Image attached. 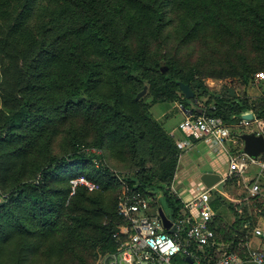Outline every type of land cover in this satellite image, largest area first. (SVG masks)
Instances as JSON below:
<instances>
[{"label": "trees", "instance_id": "1", "mask_svg": "<svg viewBox=\"0 0 264 264\" xmlns=\"http://www.w3.org/2000/svg\"><path fill=\"white\" fill-rule=\"evenodd\" d=\"M35 1L0 0V57L10 67L0 75V187L8 185L0 204V264H34L38 254L43 264H92L97 253L114 250L112 234L123 224L116 196L109 201L106 193L114 179L144 194L160 192L167 212L182 207L167 189L180 149L152 116L153 104L178 101L225 124L261 119L264 132L263 91L256 100L215 91L198 106L194 76L201 69L180 55L183 46L206 47L218 35L235 59L214 63L208 75L236 76L248 86L256 70L264 71V0H45L33 7ZM13 2L20 9L8 11ZM33 13L30 30L20 29L19 18ZM178 81L194 96L184 97ZM75 116L83 123L70 130L69 153L50 152L58 128ZM104 146L131 162L132 172L111 170L96 152ZM80 176L98 188L73 185ZM212 195L215 210L219 195ZM231 208L230 225L212 216L214 243L194 247L207 264L221 255L220 246L246 257L251 227L244 225L252 215L246 206Z\"/></svg>", "mask_w": 264, "mask_h": 264}, {"label": "built area", "instance_id": "2", "mask_svg": "<svg viewBox=\"0 0 264 264\" xmlns=\"http://www.w3.org/2000/svg\"><path fill=\"white\" fill-rule=\"evenodd\" d=\"M253 79L254 83L264 81V71H256ZM247 122L239 120L234 124H225L219 117L186 111L179 127L197 138L212 142L220 151L227 153L229 178L243 176L251 165H256L258 170L248 181L250 194L256 195L261 189L258 180L264 177V151L252 157L243 150V131L240 127ZM253 132L264 136V132L259 129ZM71 182L73 185L83 184L89 190L95 187L94 183L83 176ZM168 192L179 199L170 189ZM158 194L161 193L144 194L135 187L125 185L116 206L123 224L112 234L115 248L100 255L92 264H207L201 260L194 247L214 243L215 233L210 226L213 211L208 189L185 203L184 207L189 213L186 216L180 215V207L176 211H165L158 200ZM159 208L170 221L171 232L164 227ZM253 234L264 239V227H254ZM244 261L264 264V250L247 247L245 259H241L235 252H224L213 264H244Z\"/></svg>", "mask_w": 264, "mask_h": 264}, {"label": "rangeland", "instance_id": "3", "mask_svg": "<svg viewBox=\"0 0 264 264\" xmlns=\"http://www.w3.org/2000/svg\"><path fill=\"white\" fill-rule=\"evenodd\" d=\"M44 3H45V0H36L32 4V6L33 7L41 6ZM20 7H21V3L13 2L8 7V11H17L20 9ZM36 19L37 18L35 16V13H33V14H30L28 17L27 15H25L19 18L17 23L20 29L30 30V27L34 25V23L36 22ZM19 32L20 30H18L17 34L15 35L17 46H21V39L19 38V35H18ZM227 53L229 54V56H227ZM180 55L183 58H188L189 60L198 63L201 69L194 76L195 79H197V81L194 82V85H195L194 91L196 94V100L194 102L198 106H204L205 101L208 98V96L212 92H215V91L220 92L222 95L230 96L231 98H234V99H239L241 97H244L245 93H248L247 96L251 97V99H254V100L257 99L258 94L260 92L263 91L264 93V84L254 83L253 78L251 79L248 86H244L237 79L236 76L225 75L222 78H217V77L208 75V73L215 66L214 63L223 62V63L228 64L229 59H235V56L230 54L229 49L227 48V43H225V41H221L218 35L214 37L213 39H211V41H209L208 43L206 42V47L202 44H199L198 42L194 43L193 46H187V45L183 46L180 50ZM4 69H6L7 72L10 71V67H9L7 60L0 57V75L3 74ZM256 71H262V70L259 69ZM144 94H142L141 96H143ZM149 100H150V97H147L146 101H149ZM175 102L178 103V101H175ZM166 109H168V114L166 115V117L162 118V122L164 123V125L166 124L167 121L173 125H176L179 121L182 120L183 113L178 108H175L174 105H172V103L170 104L168 102H157L150 108V111H151V114H153L152 115L153 117H157L159 113H162ZM255 119L256 118H254L253 120H247L248 122L242 127H240L241 131L253 132L261 128L262 127L261 119H256V120ZM82 123L83 122L82 121L79 122V119H77L75 116L69 119V121H67L66 124L61 125L58 128V132L56 133L55 136H53L51 140L49 151L56 155L68 154L70 151V144H71V131L70 130L72 129V127L73 129L78 130L77 127L81 126ZM201 144L202 145L200 146V149H201L200 152L207 151L208 150L207 144L205 143L204 144L201 143ZM93 150L95 151V149ZM96 152L102 153L105 164L114 172H120V173H131L132 172L133 164L128 161L130 163L129 164L128 162L124 160V158L115 157L114 155L111 154V152L106 146H104L101 150H96ZM213 156L216 160L215 163L219 164V167L217 168L218 170L217 173L220 176H223L227 169V159L225 155L223 154H214ZM207 163H208V160H205V163L203 161L202 167L204 164H206L207 168H209V164L207 165ZM94 164L97 165V163L95 162ZM257 170H258V167L256 165H251L247 171V176L249 178L254 176ZM12 173L14 174H12L11 181H13V179L15 178V171L12 170ZM5 175L9 176V174L7 173H5ZM102 178H104L107 181L106 176H102ZM87 180L91 181L89 179ZM258 183L260 184V187H261V193L264 194V177L259 178ZM94 185L95 187L92 190L98 188V184L94 183ZM112 185H114V187H112L111 189L112 193L109 191H106V193L108 194V200L111 201L112 196L113 197L116 196V202H117L119 195L121 194L122 190L125 188L126 182L122 179L117 178V179H114ZM7 187L8 185L6 184H3L2 188L0 187V204L3 203L6 199L7 193L5 189ZM242 194L244 195L243 192ZM256 202L259 203L260 200L256 198L253 203H256ZM260 203L262 204V202ZM253 206L255 207V204ZM251 212H252L251 213L252 219H254L255 224L264 227V209L260 211V209L257 208V209H253ZM52 237H53L52 235H49L48 237L44 238L45 240L43 239V241H48ZM55 240L51 241L52 249L57 244ZM42 255L43 254H38L36 256L37 259L33 260L34 264H43L42 260L44 259V256ZM100 255H101L100 253H97L92 258H90V260L91 259L93 260L92 263L97 261ZM244 264H254V263L249 262V261H244Z\"/></svg>", "mask_w": 264, "mask_h": 264}, {"label": "crops", "instance_id": "4", "mask_svg": "<svg viewBox=\"0 0 264 264\" xmlns=\"http://www.w3.org/2000/svg\"><path fill=\"white\" fill-rule=\"evenodd\" d=\"M169 103H172L175 108H178L183 113L184 118V114L188 110H184L182 108V105L180 106L181 103L179 102L177 103L174 101ZM167 114L168 109L164 110L162 113H159L155 118L159 120L162 123L163 128L175 138L176 144L180 149L176 172L170 186L167 187V189H170V192L178 197L182 202L180 215H188V210L184 207L185 203L191 200L195 195L206 189H208L211 195V199L215 198L214 195H212L213 192H216L219 195V200L216 202L215 210L212 209V203H210V207L215 217V222L219 224L230 225L234 221L235 214L233 212V209L231 208V204L238 211H241V207L246 206L250 214L252 213L251 211L253 209H257V207L253 206L254 199L251 198L255 195H251L248 189L249 177L247 176V173L243 175L244 177L237 176L229 178V157L227 153L220 151L218 147L213 145L212 142H206L200 138H197L188 131L181 129L179 127L180 121L176 125H173L167 121L164 125V123L162 122V118L166 117ZM201 143L207 144V151L200 152V146L202 145ZM214 154L225 155L227 159V169L224 175L220 176L221 179L217 183H215L211 188H206L200 181V175L205 171L217 173L219 164L215 163L216 160L213 156ZM205 160H208L207 165L209 164V168H207L206 164H204L202 167V163L203 161L205 163ZM242 192L244 193V195L242 194ZM256 195L258 196V200L263 203L264 194L261 193V189L260 192ZM244 226L251 227L248 232L246 231V235L244 237L246 239L244 242L246 250L247 247L264 250V239L253 234V228L259 225L255 224L254 219H251L247 221ZM224 249L225 248L223 246L216 248L218 254L219 252L220 254H222L224 252Z\"/></svg>", "mask_w": 264, "mask_h": 264}, {"label": "water", "instance_id": "5", "mask_svg": "<svg viewBox=\"0 0 264 264\" xmlns=\"http://www.w3.org/2000/svg\"><path fill=\"white\" fill-rule=\"evenodd\" d=\"M180 91L183 93L184 97L191 98L194 96L192 89L189 87L187 83L178 81L177 82ZM146 91V85L143 87L141 91H139L136 95V98H139ZM241 138L243 140V150L252 157H256L260 153L264 151V136L262 133L255 132H243L241 134ZM221 179L218 173H214L211 171H205L200 175V181L206 188H211L215 183H217ZM159 214L162 219L163 225L168 229L169 232L172 231L170 227V221L165 216L164 212L161 208H159ZM188 259V258H187Z\"/></svg>", "mask_w": 264, "mask_h": 264}]
</instances>
